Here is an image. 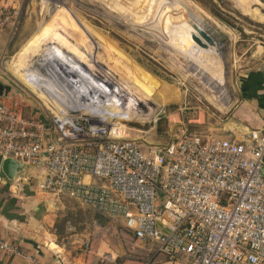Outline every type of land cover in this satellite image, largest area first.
<instances>
[{"label": "rangeland", "instance_id": "374dc122", "mask_svg": "<svg viewBox=\"0 0 264 264\" xmlns=\"http://www.w3.org/2000/svg\"><path fill=\"white\" fill-rule=\"evenodd\" d=\"M228 1L223 9H230L235 27L194 0H1V6L14 7L16 13L10 19L14 29L0 33V85L6 89L0 97L16 99L27 113L46 121L59 116L57 108L83 116L90 107L102 121L116 118L132 127V136L155 144L165 143L182 127L205 138H222L218 128L230 120L234 105L226 91L264 60V2ZM189 21L213 37L214 50L196 48ZM36 37L40 44L28 49L22 70L34 72L46 86L37 91L13 72L18 54ZM50 50H62L66 62L90 70L91 80L62 83ZM58 199L59 212L69 216L76 231L93 232L100 226L97 219L105 223L74 200ZM105 225V234L108 226L122 229L109 221Z\"/></svg>", "mask_w": 264, "mask_h": 264}, {"label": "built area", "instance_id": "2783aa9c", "mask_svg": "<svg viewBox=\"0 0 264 264\" xmlns=\"http://www.w3.org/2000/svg\"><path fill=\"white\" fill-rule=\"evenodd\" d=\"M15 13L0 4V33ZM114 119L61 109L46 121L0 97V158L40 167L39 191L120 223L169 262L264 264V125L245 143L182 127L155 144ZM0 250L17 252L1 238Z\"/></svg>", "mask_w": 264, "mask_h": 264}, {"label": "crops", "instance_id": "0c3cea01", "mask_svg": "<svg viewBox=\"0 0 264 264\" xmlns=\"http://www.w3.org/2000/svg\"><path fill=\"white\" fill-rule=\"evenodd\" d=\"M39 40L34 38L29 47L27 45L18 54L19 62L13 69L35 91L46 90V86L44 88L40 84L33 75L34 72L32 74V71L22 70V62L28 49L34 51L40 44ZM49 52H55L54 56L58 61L53 69L57 70L62 83L64 80L70 83L72 80L87 81L90 79L89 75L93 74L79 66L78 62L75 65L74 61L66 62L61 54L64 53L62 50ZM255 65L240 75L230 91L224 90L227 97H233L234 105L230 120L218 128L222 138L245 143L250 131L260 130L264 125V60ZM94 80L99 78L94 77ZM99 81L104 82L102 79ZM5 91V87L0 85V96L6 94ZM221 94L223 95L222 91ZM185 97L194 96L185 93ZM5 101L9 103L8 100ZM1 165L0 158V238L17 252L0 250V264H49L58 261L64 264H188L183 257L169 262L155 245L135 239L120 223L114 225L122 229L108 226L106 234L99 225L92 232L87 228L76 231L69 224L57 234L56 228L60 226L57 224L56 227V218L62 207L58 197L43 193L37 188V182L43 178L41 168L24 166L23 171L11 181L3 174ZM97 231L100 233L95 234Z\"/></svg>", "mask_w": 264, "mask_h": 264}, {"label": "water", "instance_id": "95a60500", "mask_svg": "<svg viewBox=\"0 0 264 264\" xmlns=\"http://www.w3.org/2000/svg\"><path fill=\"white\" fill-rule=\"evenodd\" d=\"M188 27H190V37L198 50L204 53L213 50L214 39L202 26L195 21H189ZM23 169L24 165L11 157L2 159L1 170L8 180L14 179Z\"/></svg>", "mask_w": 264, "mask_h": 264}, {"label": "trees", "instance_id": "16d2710c", "mask_svg": "<svg viewBox=\"0 0 264 264\" xmlns=\"http://www.w3.org/2000/svg\"><path fill=\"white\" fill-rule=\"evenodd\" d=\"M194 1H196L197 3L205 7L217 19H220L221 21H223L224 23H226L227 25L231 27H235L234 19L228 12L230 9H226V10L223 9L225 6L230 4L228 0H194ZM260 1L264 2V0H260ZM236 13L239 14L238 12ZM237 29L241 30V28H237ZM107 220L108 219H106L104 221L105 223H103L102 219H97V222L98 224H100V227H101L108 223L109 220L108 221ZM57 224L58 226H60L58 229L56 228L57 234H59L61 231L64 230V228L66 227V224H70L73 226L71 221H69V216L67 214H63V212L57 213L56 227H57Z\"/></svg>", "mask_w": 264, "mask_h": 264}, {"label": "bare ground", "instance_id": "6f19581e", "mask_svg": "<svg viewBox=\"0 0 264 264\" xmlns=\"http://www.w3.org/2000/svg\"><path fill=\"white\" fill-rule=\"evenodd\" d=\"M167 6V5H166ZM165 6V7H166ZM168 7H170V5L168 6ZM172 8H173V6H171ZM150 8H151V6H150ZM167 8V7H166ZM153 9V8H152ZM156 10V9H155ZM158 11V10H157ZM156 12V11H155ZM160 11H158V13H159ZM175 12V11H174ZM162 13H163V11H162ZM171 13V12H170ZM173 13V12H172ZM167 14V13H166ZM177 14V13H176ZM185 14V13H184ZM159 14H157V16H158ZM162 15V14H161ZM163 15H164V13H163ZM182 18V17H181ZM174 21V20H173ZM179 22H181V21H179ZM182 23V22H181ZM185 28V27H184ZM186 29V28H185ZM183 31V30H182ZM181 31V32H182ZM186 31H187V29H186ZM188 32V31H187ZM185 35H186V33H184ZM182 37V36H181ZM183 38V37H182ZM185 38V37H184ZM188 38V37H187ZM214 50V49H213ZM213 55H214V53H213ZM215 58V57H214ZM43 98H45L46 99V97H43ZM53 102V101H52ZM55 103V102H54ZM49 108V107H48ZM57 108V107H56ZM57 111H59L60 112V110L61 109H56ZM88 111L92 114V115H95V110L94 109H90V107H89V109H88Z\"/></svg>", "mask_w": 264, "mask_h": 264}]
</instances>
